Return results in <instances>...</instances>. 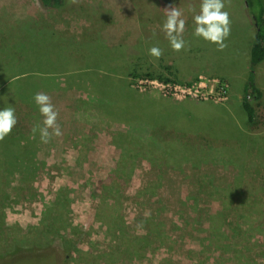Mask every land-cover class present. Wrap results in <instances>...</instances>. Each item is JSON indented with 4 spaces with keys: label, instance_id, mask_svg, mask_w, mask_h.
<instances>
[{
    "label": "rangeland",
    "instance_id": "obj_1",
    "mask_svg": "<svg viewBox=\"0 0 264 264\" xmlns=\"http://www.w3.org/2000/svg\"><path fill=\"white\" fill-rule=\"evenodd\" d=\"M200 2L67 0L46 11L37 0H0V110L13 107L18 120L0 141L1 258L17 250L38 259L53 251L60 264H264V228L241 252L224 210L237 187L264 189V147L252 152L264 139V97L252 124L232 125L224 110L240 109L253 35L248 1L225 0L231 24L222 51L192 34ZM170 5L186 21L180 52L161 32ZM153 46L163 50L159 60L148 55ZM101 80L114 81L117 92L105 93ZM39 91L57 102L59 116L75 104L81 121L96 95L105 109L88 110L82 121L106 123L98 135L90 128L96 142L71 140L80 152L62 159L54 136L31 138L42 120L33 102ZM136 97L143 98L137 113L117 107ZM127 236L139 238L134 254Z\"/></svg>",
    "mask_w": 264,
    "mask_h": 264
},
{
    "label": "trees",
    "instance_id": "obj_2",
    "mask_svg": "<svg viewBox=\"0 0 264 264\" xmlns=\"http://www.w3.org/2000/svg\"><path fill=\"white\" fill-rule=\"evenodd\" d=\"M40 7L46 11H54L59 10L65 7L67 0H37ZM246 1V0H245ZM246 8L252 23H253V35H251V39L249 42L248 47V64H247V76L244 80L239 81V88L241 96L240 100L238 101L240 109L235 111V109L227 108L224 106V110L227 113L228 120L231 122L232 125L238 124H252L256 121L257 117V104L262 100V93L257 84V68L263 61L264 57V0H247ZM257 8V11L252 10L251 8ZM135 75V72L134 74ZM163 79V78H160ZM168 81L169 79H165ZM101 83L105 90V93L109 95H113L117 92V88L114 84V81L110 84L107 81H102ZM121 92L123 94H130L132 90L129 87L121 86ZM152 102V101H151ZM150 102V103H151ZM237 102V103H238ZM124 103V102H122ZM127 103V107L121 108V102L117 103V107L121 109L124 114L129 113H137L135 111L141 110L143 108V98L136 97L134 99H130ZM3 110V109H1ZM242 112V114H241ZM243 116V120L239 117ZM242 122V123H240ZM162 132V128H161ZM177 130H174L173 127L169 133L170 137L176 133ZM178 142L177 139H174ZM215 142V141H214ZM264 147V139L262 142L255 143L252 145V152L257 154L258 152L261 153L262 148ZM257 151V152H256ZM236 190L238 192H231L228 194L229 202L225 206L224 210L226 209V221L228 222L229 226L233 229V236L236 239V246L237 249L241 252H244L249 247H252L253 244L251 243L250 239L254 235V232L257 233V230L260 228H264V202L260 200L258 192L264 191L263 188L256 192V186L244 189L237 187ZM257 197V199L254 198ZM235 197V198H234ZM57 206L59 207L58 217H64L66 207L58 202ZM233 204V205H232ZM63 213V215H62ZM237 214L239 216H237ZM232 215V216H231ZM234 216V217H233ZM59 218L54 222L55 226L59 223ZM63 218H61V221ZM63 225V224H62ZM154 229V228H153ZM13 232H17L16 228H10ZM56 231V230H55ZM262 231V229H261ZM45 240L40 245L43 246L44 242L47 241L46 236L50 235L51 229L47 228L44 232ZM151 233V232H150ZM58 234V232H57ZM146 237L145 239H147ZM137 237L131 238L127 236V244L129 251L132 250V254H134L135 245L134 242ZM243 244H240L241 242ZM137 242V241H136ZM239 243V245H238ZM264 249V244L262 245ZM33 250V249H32ZM16 252V253H15ZM20 253V254H19ZM57 255V254H56ZM0 264H60L55 260V254L53 251H50L46 254V256L38 258H33L30 256H25L23 253L18 252L17 250L12 252L10 256L1 258L0 257Z\"/></svg>",
    "mask_w": 264,
    "mask_h": 264
},
{
    "label": "clouds",
    "instance_id": "obj_3",
    "mask_svg": "<svg viewBox=\"0 0 264 264\" xmlns=\"http://www.w3.org/2000/svg\"><path fill=\"white\" fill-rule=\"evenodd\" d=\"M70 3H78V0H69ZM225 0H201L199 11L195 12L192 5L188 6L189 12H195L192 16L194 29L193 36L203 39L205 42L215 44L218 50L227 47L225 41L230 35L229 13L225 10ZM184 13L180 8L169 6L165 10V20L161 25V32L168 40L170 48L175 52L185 50L186 42L183 38L186 21ZM150 57L159 60L163 55V50L158 46H153L148 50ZM33 102L38 108L42 120L35 124L32 129L31 138H35L39 133L41 142L48 143L52 136H61L60 125L58 124L59 111L52 103L51 97L39 91L34 93ZM18 120L13 107H5L0 110V141L10 135Z\"/></svg>",
    "mask_w": 264,
    "mask_h": 264
},
{
    "label": "crops",
    "instance_id": "obj_4",
    "mask_svg": "<svg viewBox=\"0 0 264 264\" xmlns=\"http://www.w3.org/2000/svg\"><path fill=\"white\" fill-rule=\"evenodd\" d=\"M156 29H158L157 26H155L154 30H156ZM68 44H70V43H68ZM72 45H73V43H72ZM262 66H264V60H263V62H261V64L257 68V74H256L257 84H258L259 77H262L264 75V70L261 69ZM260 81H261V79H260ZM258 87H259V89H260V91L264 97V88H262L260 85H258ZM56 99H55V101H56ZM83 99H85V98H83ZM65 101L67 102V98H65ZM66 104L68 105V107L66 108V111L62 112V114L58 117V124L60 125L61 131L63 134L59 137L54 136L53 139H55V157L56 158L57 157L62 158V159H69V158L71 159V158L75 157V153L80 152L78 150V148H80V147L74 149L75 147L73 145H70L71 140L74 142V144H77V143H79V140H77V139L83 138L84 143H82V144H85L88 140H90L94 137V136H91V133L93 132L90 130L91 127L95 128L94 134L98 135V132H96V130H100V132H102L104 130V127L106 126V123H104V124L97 123L95 125L89 126L87 123L82 122V121L86 120L85 117H87V111L92 110L95 107V108H98V111L103 112L105 107L103 108L101 106L96 95L91 97L89 104L84 105V107L82 109L83 113H84V120L81 121V120H75V117H74L75 111H76L75 104L68 103V102ZM55 107H56V109H58L57 108V102H55ZM82 110L79 109V107L77 106V111H80L79 112L80 116L82 115ZM102 115H103V117L104 116L106 117V115H104V114H102ZM31 136H32V134H31ZM27 141H28L27 145H29L28 146L29 152L31 149V152L33 153L34 147H32V146L30 147L32 142L29 139ZM92 141L96 142L95 139H92ZM33 143H36V142H33ZM34 145L40 146L41 142L34 144ZM85 150H88V152H89L88 156L93 155V153L95 151V149L91 150L89 148V146H88V149H86V148L83 149V151H85Z\"/></svg>",
    "mask_w": 264,
    "mask_h": 264
}]
</instances>
